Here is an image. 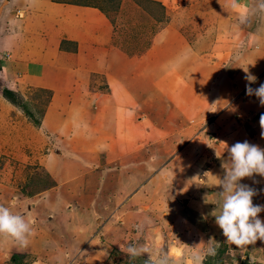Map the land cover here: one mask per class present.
Instances as JSON below:
<instances>
[{"label":"crops","instance_id":"crops-1","mask_svg":"<svg viewBox=\"0 0 264 264\" xmlns=\"http://www.w3.org/2000/svg\"><path fill=\"white\" fill-rule=\"evenodd\" d=\"M17 1L3 0L0 10V29L8 28L0 35V59L8 56L0 60V77L7 88L42 90L49 98L36 126L0 102V149L8 150L15 166L35 165L56 183L43 193L48 199L54 195L66 226L61 223L60 259L67 254L63 248L81 238L79 232L101 229L109 232L107 241L115 233L122 237L128 230V235L131 226L138 234L147 210L154 211L150 201L158 200L160 223L147 228L163 242L153 250L194 263L193 256H201L213 233L223 238L212 212L231 165L228 148L237 142L251 144L259 129L261 134L264 107L255 95L246 94L243 71L248 68L257 78L252 88L264 83V12L258 10L259 0H238L236 10L230 0L131 2L136 18L147 25L154 14L142 7L161 10L164 19L157 22L160 30L147 48L134 53L125 49L128 43L122 37L114 42L102 6L98 10L87 0ZM98 1L110 7L108 0ZM17 10L22 20L16 19ZM16 27L18 33L12 31ZM158 40L173 48L161 50ZM207 41L209 47L203 44ZM120 42H125L124 49ZM253 53L263 62L252 61ZM211 71L216 79L207 82ZM228 90L231 98L219 101ZM152 169L157 172L148 175ZM249 179L240 183L258 193L260 179L255 187ZM158 184L179 189L176 196L180 189L193 190L180 204L169 198L172 192L157 191ZM259 218L264 221V215ZM87 243L95 245L96 237Z\"/></svg>","mask_w":264,"mask_h":264},{"label":"rangeland","instance_id":"rangeland-1","mask_svg":"<svg viewBox=\"0 0 264 264\" xmlns=\"http://www.w3.org/2000/svg\"><path fill=\"white\" fill-rule=\"evenodd\" d=\"M108 1L110 2V7L104 4V1L87 0V2H92L94 5H97L98 10H100L99 7L102 6L104 7L102 9L108 12V18L111 22L113 35H115V43L120 41L118 37H122V39L128 44H126L127 47H125V42H120L119 44H121V48L124 49L125 47V49H127V51L131 53L145 50L149 45L151 36L156 30H160V24L158 23L164 22V19H162V15L160 14L161 10L159 11L155 7L151 8V5L148 7H142L147 12H152L151 14H154L152 15L153 22H150L152 23V25H147L145 22L136 18V8L133 7L134 5L132 3L135 2L136 4H138L140 2L139 0ZM17 2L20 3V0ZM4 4L5 3L3 2V0H0V10L2 9V6ZM140 6L142 5L140 4ZM18 10L16 11V15L18 17L16 19L22 20L23 17L19 18ZM7 11L8 10L5 11L6 16L4 17L8 20L9 13ZM126 15H129L131 17L127 18L126 20L123 17ZM179 27H181V22L177 23L174 28L176 30ZM7 30L8 28L6 26L4 28H1L0 35H2L4 32V34H6ZM19 30L20 28L16 27L12 31L18 33ZM164 33L166 34L168 32ZM2 37L3 36H0V38ZM165 37L166 35H163V37H160V40H166ZM160 40H158L156 44L161 50L173 48L172 46L169 47L166 42L165 44L167 46L162 45L160 43ZM225 42H230L231 44V41L229 40H225ZM203 44L205 45V47L210 46L208 41L203 42ZM0 45H3V43H1ZM8 45L9 44L5 42V46ZM260 50L262 49L260 48ZM165 53L167 52L165 51ZM211 53L217 55L215 51ZM257 56L256 53H253L250 58L253 59L252 61H256ZM262 56L264 59V55ZM4 57L8 58V56L4 55L0 60L3 61L5 59ZM211 59L212 61H214L216 59V56ZM2 61H0V65L1 63H3ZM211 77H213V79H216V75L212 71L207 74V82L211 80ZM226 77L228 76L226 75ZM226 77L220 75V78L225 79ZM226 80L228 81V79ZM208 86H212V83L209 82ZM5 88L8 90H10L11 88L13 89L10 90L14 92V96L12 97L13 102H9L2 96V90H4ZM11 88H7L6 81H4L3 78L0 77V102H5L7 104H10L12 107H15L16 111L21 113V116L25 119V121L36 126V123L34 121H36V119L39 117L40 112L43 110V106L46 103L48 93L42 90H26L25 88H21V86H12ZM20 90L22 91V94H20V92H17ZM223 97L225 98L222 101L229 100V98H231L230 90H228L226 94L224 93V96L219 95V101H221ZM259 132L260 129L255 133L256 139L253 140L251 144L257 145L261 149H264V142ZM7 152L8 150L4 151L3 148L0 149V205L10 207L13 214L21 215L22 217H24L25 220L30 224V233L26 235V244H21L12 237L0 235V252L4 254L2 255V257H0V264H135V262L138 260L141 262L140 264H157V262L161 260H166L167 264H184L183 262L181 263L178 261H174L170 258L173 261L172 262L163 254L157 252V250H153L154 247H161L163 242L161 241V237L158 233H153L152 231L149 232V228L152 229L160 223V216L158 214L160 210H156L157 207H159L157 209H160L161 206V203L158 200L150 201V205L154 206V211L151 212L147 210L148 213L145 214L146 222L143 226V229L140 230L138 234L136 229H134V226L131 225V227H128L130 231L128 235V230H126V235H123L122 237H120L118 233H115L114 238L112 237V239H110L109 241L105 239L108 238L109 232H104L100 228V231L97 230L96 232H92L93 230L79 232L78 235H80L81 238L73 240V247L66 245L63 248V250H65L67 254L66 256H64L65 258L61 260L59 257V240L61 239V237L63 238V236L62 233L59 232L63 230L64 227L66 228V226L63 224L64 222L62 223L63 220L59 213V206H57L55 200L52 201L53 199H55L54 195L48 199L46 198V196H44L43 193L50 188L56 187V183L48 173L44 172L40 168H37L35 165L25 167V164L21 163L23 167L17 165L15 166L13 163L15 161L14 158H12V156H8ZM148 172H150L148 175H152L155 174L157 170L152 169L148 170ZM259 179L261 181L260 184L262 185V189L259 190L257 195L253 197V204L258 205L257 203H259V205L264 206V177L254 175L248 181L249 184H254L255 187V185L259 183ZM156 186H158L157 191L160 190L161 193L172 192L173 194L169 193V198L176 199L175 201L179 199L177 202L180 204L182 203V200H189L185 196L191 190H193L191 186L186 188L185 190L180 189L178 196H176L179 189H175L174 187H170L171 189L167 188L166 184H158ZM57 191L59 193V190ZM195 198L196 196L191 198V206L194 205V202L196 200L193 199ZM254 198L257 200H254ZM216 199L217 201L219 200L217 197L214 199V201ZM13 200H15L14 206L12 205ZM64 202H70V199L65 198ZM145 202L148 203L147 201ZM161 202L165 201L161 200ZM216 203L217 202L215 201V205ZM263 215L264 212H261L259 214V216ZM53 218L57 219L55 223L51 220ZM61 223L64 227H62ZM134 223L135 221H133V224ZM38 231L40 232V234ZM213 234V238L207 239L208 244L206 245L205 250L199 253L201 255L200 257H202L200 264H264V241L257 240L254 245H249L243 249H237L235 248V246L225 243L226 238L224 236L223 238H220L218 234ZM72 236L75 237V235ZM94 236L96 237L95 245L88 246L87 242L89 238H92ZM68 237H70V235ZM133 238H135V241L133 240ZM60 242H62V240H60ZM11 244L14 246L10 247ZM86 244L87 248L85 249L84 246ZM6 245H8V248H6ZM24 245L29 246L28 248L26 247V249ZM130 245L136 246L139 249H147V252H142L141 255L132 257L128 253V248ZM210 249L215 250L214 254L210 253ZM14 251H16L15 254ZM19 251L22 252L20 253ZM8 252H10L9 256L7 255ZM12 254H14L13 257ZM149 256L151 257L150 261L148 260ZM187 263L194 264L191 262Z\"/></svg>","mask_w":264,"mask_h":264},{"label":"clouds","instance_id":"clouds-1","mask_svg":"<svg viewBox=\"0 0 264 264\" xmlns=\"http://www.w3.org/2000/svg\"><path fill=\"white\" fill-rule=\"evenodd\" d=\"M230 7L236 10L240 7L238 0H230ZM258 10L264 12V0H259ZM245 20L241 16V22ZM245 72L246 94L255 95L262 107H264V83L258 88L251 85L256 82V77L249 74L248 68ZM259 124L261 138L264 139V114L260 115ZM231 160L230 168L225 169V174L220 182V199L213 210L215 223L226 238L225 243L235 246L237 249L254 245L257 240L264 241V221L259 214L264 212V206L254 205L253 197L256 191L240 183L245 178H252L254 175L264 177V149L247 141L237 142L228 148ZM15 205V200L12 201ZM219 212L216 215V212ZM30 233V224L21 215L13 214L10 207L0 205V235L14 238L21 244H26V235ZM214 254V249L209 250ZM147 252V249H139L130 245L128 253L136 257ZM202 257H194V264H200ZM151 260V257H148ZM157 264H167L161 260Z\"/></svg>","mask_w":264,"mask_h":264},{"label":"trees","instance_id":"trees-1","mask_svg":"<svg viewBox=\"0 0 264 264\" xmlns=\"http://www.w3.org/2000/svg\"><path fill=\"white\" fill-rule=\"evenodd\" d=\"M2 96L5 98V99H7L9 102H11L12 101V97L14 96L13 94H14V92H12V91H10V90H8V89H4V90H2ZM13 102V101H12ZM35 123H36V125H38L39 124V121L36 119V121H34ZM141 262L138 260V261H136L135 262V264H140Z\"/></svg>","mask_w":264,"mask_h":264},{"label":"bare ground","instance_id":"bare-ground-1","mask_svg":"<svg viewBox=\"0 0 264 264\" xmlns=\"http://www.w3.org/2000/svg\"><path fill=\"white\" fill-rule=\"evenodd\" d=\"M30 37V36H29ZM176 62H177V57H176ZM257 62H259V63H257V64H260V63H262L263 61L261 60V58H257Z\"/></svg>","mask_w":264,"mask_h":264}]
</instances>
